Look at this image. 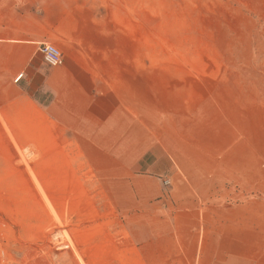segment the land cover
Here are the masks:
<instances>
[{
    "label": "crops",
    "instance_id": "obj_1",
    "mask_svg": "<svg viewBox=\"0 0 264 264\" xmlns=\"http://www.w3.org/2000/svg\"><path fill=\"white\" fill-rule=\"evenodd\" d=\"M122 3L0 0L1 133L33 158L42 188L99 189L100 203L130 206L98 222L123 258L87 264H264L249 243L261 233L251 190L262 189V162L252 166L242 137L188 132L185 111L155 121L152 58ZM43 44L61 50L59 64Z\"/></svg>",
    "mask_w": 264,
    "mask_h": 264
},
{
    "label": "rangeland",
    "instance_id": "obj_2",
    "mask_svg": "<svg viewBox=\"0 0 264 264\" xmlns=\"http://www.w3.org/2000/svg\"><path fill=\"white\" fill-rule=\"evenodd\" d=\"M122 2L138 22L140 55L152 58L155 121L163 110L185 111L188 132L242 137L252 166L262 162V189L251 190L252 205L262 197V223H252L261 233L249 243L264 250V0ZM1 132L0 264L120 261V241L98 222L129 216L126 201L100 203L99 189L42 188L33 158L14 155Z\"/></svg>",
    "mask_w": 264,
    "mask_h": 264
},
{
    "label": "built area",
    "instance_id": "obj_3",
    "mask_svg": "<svg viewBox=\"0 0 264 264\" xmlns=\"http://www.w3.org/2000/svg\"><path fill=\"white\" fill-rule=\"evenodd\" d=\"M41 52L43 53L45 59L50 64L56 65L62 61V52L61 50L54 44H43L41 48ZM23 74H20L17 77L19 80Z\"/></svg>",
    "mask_w": 264,
    "mask_h": 264
}]
</instances>
